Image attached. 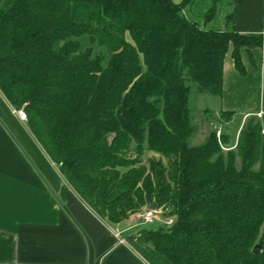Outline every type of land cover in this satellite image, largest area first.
Wrapping results in <instances>:
<instances>
[{"label": "trees", "instance_id": "1", "mask_svg": "<svg viewBox=\"0 0 264 264\" xmlns=\"http://www.w3.org/2000/svg\"><path fill=\"white\" fill-rule=\"evenodd\" d=\"M221 1L0 0V91L70 187L111 224L175 217L128 237L149 264H264V115L228 150L216 130L190 143L192 94L222 96L231 46L242 75L240 49L264 46L207 26Z\"/></svg>", "mask_w": 264, "mask_h": 264}, {"label": "crops", "instance_id": "2", "mask_svg": "<svg viewBox=\"0 0 264 264\" xmlns=\"http://www.w3.org/2000/svg\"><path fill=\"white\" fill-rule=\"evenodd\" d=\"M219 10L220 3L209 28H215ZM226 10V29L264 37V0L227 4ZM231 12L235 15L228 24ZM232 50L225 58L219 110L262 116L264 46L240 49L245 75L236 69ZM136 216L125 225L100 218L0 91V264H149L123 235L137 231Z\"/></svg>", "mask_w": 264, "mask_h": 264}, {"label": "rangeland", "instance_id": "3", "mask_svg": "<svg viewBox=\"0 0 264 264\" xmlns=\"http://www.w3.org/2000/svg\"><path fill=\"white\" fill-rule=\"evenodd\" d=\"M227 4L232 5L234 4V1L233 0L221 1L218 17L216 18V21H214L215 28L224 29V30L226 29L224 23L226 21L225 15L227 13L226 10ZM186 12L188 15H191L188 12V9L186 10ZM200 22L201 24H203L204 20L200 19ZM128 38L130 39L129 36ZM98 50L99 49H97V51ZM219 102H220V97L218 96H213L207 93L192 94L191 106L193 108V123L197 125L198 132L191 138L190 140L191 145L195 146L203 143L212 130H216L217 133L220 131L221 133H225L226 135L230 136L231 142L228 145H225L226 146L224 147L225 150L232 148V146L236 144L238 133L241 127L243 126V124L247 121V117H242L241 114H237V113L236 116L232 119H228L227 116H222V111L219 110ZM149 157L161 158L160 155L151 152L149 150H145L143 152V155L141 156V159L143 160V162L147 163V159ZM163 161L165 164H167V160L165 158H163ZM144 212L145 209H143L140 213H137V216L134 218V221H136L137 223L134 230L152 229V228H158L160 226H166L162 222H158V221H155L154 223L143 224L141 221ZM163 216L164 218H166V215L164 213ZM172 218H174L175 220V217L172 216ZM122 223L123 225H125L127 221L123 220ZM129 234L130 233H124L123 235L129 237L130 236Z\"/></svg>", "mask_w": 264, "mask_h": 264}, {"label": "built area", "instance_id": "4", "mask_svg": "<svg viewBox=\"0 0 264 264\" xmlns=\"http://www.w3.org/2000/svg\"><path fill=\"white\" fill-rule=\"evenodd\" d=\"M14 112L18 115V117L21 121L27 123L28 117H27V114L23 108L22 109H15L14 108ZM259 117H261V115H259ZM217 135H218V137H220L221 132L219 131L217 133ZM155 221L162 222L166 226H170L174 223V218H172V217L164 218L162 210H157V209L152 210V209H149V207H147L145 209V212H144V215L142 217L141 222L143 224H149V223H154ZM117 235H119V234L117 233Z\"/></svg>", "mask_w": 264, "mask_h": 264}, {"label": "water", "instance_id": "5", "mask_svg": "<svg viewBox=\"0 0 264 264\" xmlns=\"http://www.w3.org/2000/svg\"><path fill=\"white\" fill-rule=\"evenodd\" d=\"M149 209L154 210V209H155V205H154V204L150 205V206H149ZM254 252H255V253L264 252V247L262 246V244H257V245L254 247Z\"/></svg>", "mask_w": 264, "mask_h": 264}]
</instances>
